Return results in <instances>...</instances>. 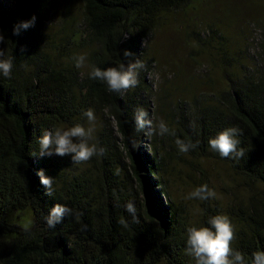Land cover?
I'll return each instance as SVG.
<instances>
[{
    "label": "trees",
    "instance_id": "1",
    "mask_svg": "<svg viewBox=\"0 0 264 264\" xmlns=\"http://www.w3.org/2000/svg\"><path fill=\"white\" fill-rule=\"evenodd\" d=\"M16 1L15 8L0 0L5 37L0 48L3 58L13 59L11 77L0 74V264H195L185 251L186 229L208 226L215 215L231 221L234 249L247 258L264 250V24L246 58L228 54L222 36L215 37L220 56L214 59L221 63L224 86L177 99L173 109L172 103L166 120L175 136L158 135L145 152V133L137 131L134 114L143 108L150 117L153 86L146 75L155 60L143 44L195 0H61L67 6L59 11L62 35L50 40L46 20L56 0ZM72 2L78 4V18L69 9L63 13ZM32 17L33 26L13 34L15 25ZM214 29L209 28L213 34ZM72 49H86V71L75 66ZM125 49L132 55L125 57ZM136 60L146 67L126 93L109 92L104 82L88 76L92 67ZM87 109L101 114L92 143L104 148L103 156L74 164L71 154L33 155L45 131L85 125ZM230 127L241 130V159L221 157L208 146L209 138ZM177 138L198 147L182 154ZM205 159L224 164L245 194H234L224 209L216 198L196 199L198 218L193 219L172 184L212 189ZM38 170L53 178L52 195ZM128 201L136 205V220L124 208ZM56 203L72 208L73 215L50 229L44 218Z\"/></svg>",
    "mask_w": 264,
    "mask_h": 264
},
{
    "label": "rangeland",
    "instance_id": "2",
    "mask_svg": "<svg viewBox=\"0 0 264 264\" xmlns=\"http://www.w3.org/2000/svg\"><path fill=\"white\" fill-rule=\"evenodd\" d=\"M6 1L11 7L16 8V0ZM191 5L187 11H177L169 16L143 44L148 56L155 60V64L146 75L153 86L150 118L154 124L161 120L168 124L166 113L172 103L173 109L177 99L186 100L199 92H212L224 86L221 63L214 59L220 56L215 38L217 35L222 36L223 49L234 58L240 56L246 58L252 54L254 44L260 39L259 29L264 24V0H195ZM65 6L61 0L54 2L53 10L46 20V39H58L62 35L59 11ZM67 10L78 18L77 3L72 2L71 8H65L63 13ZM209 28H215L217 31L213 34ZM194 31L207 32L199 36L194 34ZM198 37L204 45L199 43ZM71 55L73 62L74 57L84 55L86 67L80 69L83 71L88 69L86 49H72ZM95 117L96 130L100 125L101 114L98 113ZM110 123L115 132V124L113 121ZM83 126L87 128L91 125L88 121ZM157 136L158 134L145 135L142 142L143 151L149 152L152 140ZM202 166L206 169L209 184L212 185V190L216 193L215 198L222 209L234 200V194L244 196V190L237 187L232 174L224 164L205 159ZM194 189L187 183L172 184L174 195L185 200L190 216L197 219V200L185 199Z\"/></svg>",
    "mask_w": 264,
    "mask_h": 264
},
{
    "label": "clouds",
    "instance_id": "3",
    "mask_svg": "<svg viewBox=\"0 0 264 264\" xmlns=\"http://www.w3.org/2000/svg\"><path fill=\"white\" fill-rule=\"evenodd\" d=\"M35 17L30 20L21 21L13 27V34L19 35L21 30H26L33 26ZM5 41V37L0 32V43ZM146 43V42H145ZM124 56H131L132 53L127 49L124 50ZM4 51L0 48V74L4 77H11L13 59L11 57L3 58ZM75 66L79 68L86 67V57L79 55L74 57ZM145 63L142 60L130 62L125 66L121 63L118 67H108L101 69L92 67L88 72L91 79L104 82L109 92L126 93L130 89L135 88L138 83L139 70L145 69ZM151 79L152 77L149 76ZM158 78V76H157ZM83 115L87 118L90 125L84 127L76 124L67 128L55 127L50 131H45L38 138L39 152L33 155L65 156L71 154L74 164H80L89 161L94 156H103L105 150L99 147L97 143H92L94 139V122L96 120L93 110L87 109ZM134 123L137 131H142L147 136L158 134L160 136L173 135L174 130L170 129L163 121L154 124L153 119L143 108H139L134 114ZM242 134L241 130L230 127L218 132L214 137L209 138L208 146L211 150L218 152L221 157L241 159L245 156L242 148H238L240 144L238 135ZM133 148L138 145L134 139L129 141ZM178 150L182 154H187L190 150L198 147V143L184 141L179 138L175 140ZM37 175L41 184L46 188L47 194H53V178L45 175L43 170H38ZM216 193L210 189L207 184H202L191 191L185 199H197L206 201L215 198ZM127 213L137 219V208L134 202L128 201L124 205ZM73 215V209L65 204L56 203L44 218L50 229H54L60 224L63 218ZM208 226H191L186 229V254L194 258L195 264H264V250H257L247 258L244 253L232 247V241L235 239L234 227L227 216L215 215L208 219ZM25 231H29L31 222L24 226ZM86 226H82V230Z\"/></svg>",
    "mask_w": 264,
    "mask_h": 264
}]
</instances>
